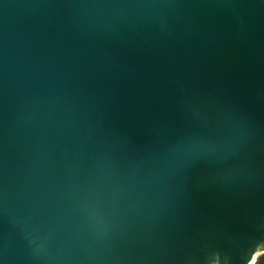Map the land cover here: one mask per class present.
<instances>
[{"label":"water","instance_id":"water-1","mask_svg":"<svg viewBox=\"0 0 264 264\" xmlns=\"http://www.w3.org/2000/svg\"><path fill=\"white\" fill-rule=\"evenodd\" d=\"M264 253V0H0V264Z\"/></svg>","mask_w":264,"mask_h":264},{"label":"trees","instance_id":"trees-1","mask_svg":"<svg viewBox=\"0 0 264 264\" xmlns=\"http://www.w3.org/2000/svg\"><path fill=\"white\" fill-rule=\"evenodd\" d=\"M254 264H264V253L259 255Z\"/></svg>","mask_w":264,"mask_h":264},{"label":"bare ground","instance_id":"bare-ground-1","mask_svg":"<svg viewBox=\"0 0 264 264\" xmlns=\"http://www.w3.org/2000/svg\"><path fill=\"white\" fill-rule=\"evenodd\" d=\"M250 264H252V262Z\"/></svg>","mask_w":264,"mask_h":264}]
</instances>
